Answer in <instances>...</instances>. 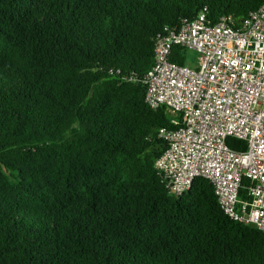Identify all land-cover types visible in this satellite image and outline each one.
Segmentation results:
<instances>
[{"label": "trees", "instance_id": "obj_1", "mask_svg": "<svg viewBox=\"0 0 264 264\" xmlns=\"http://www.w3.org/2000/svg\"><path fill=\"white\" fill-rule=\"evenodd\" d=\"M263 4L0 0V264H264V233L225 215L208 179L169 193L158 132L180 126L142 82L165 29L204 8L239 28Z\"/></svg>", "mask_w": 264, "mask_h": 264}, {"label": "built area", "instance_id": "obj_2", "mask_svg": "<svg viewBox=\"0 0 264 264\" xmlns=\"http://www.w3.org/2000/svg\"><path fill=\"white\" fill-rule=\"evenodd\" d=\"M207 14L204 8L192 22L165 29L142 78L146 103L166 107L180 126L159 130L169 147L155 168L174 196L195 178L208 179L225 215L264 233V4L239 28L230 17L214 25ZM174 46L195 52V64L172 62ZM228 138L244 141L245 150L231 149ZM244 181L247 200L240 198Z\"/></svg>", "mask_w": 264, "mask_h": 264}, {"label": "rangeland", "instance_id": "obj_3", "mask_svg": "<svg viewBox=\"0 0 264 264\" xmlns=\"http://www.w3.org/2000/svg\"><path fill=\"white\" fill-rule=\"evenodd\" d=\"M188 58V65H191V62H196L197 54L195 52L189 51Z\"/></svg>", "mask_w": 264, "mask_h": 264}]
</instances>
